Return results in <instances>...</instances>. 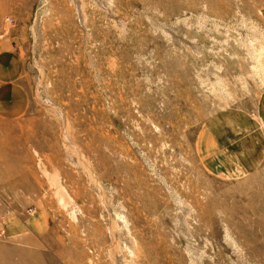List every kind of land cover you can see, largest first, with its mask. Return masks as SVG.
<instances>
[{"label": "rangeland", "instance_id": "rangeland-1", "mask_svg": "<svg viewBox=\"0 0 264 264\" xmlns=\"http://www.w3.org/2000/svg\"><path fill=\"white\" fill-rule=\"evenodd\" d=\"M263 89L264 0H0V264H264L199 148Z\"/></svg>", "mask_w": 264, "mask_h": 264}, {"label": "crops", "instance_id": "crops-1", "mask_svg": "<svg viewBox=\"0 0 264 264\" xmlns=\"http://www.w3.org/2000/svg\"><path fill=\"white\" fill-rule=\"evenodd\" d=\"M255 107L254 115L236 108L204 123L199 148L213 173L233 177L258 170L264 158V89Z\"/></svg>", "mask_w": 264, "mask_h": 264}]
</instances>
